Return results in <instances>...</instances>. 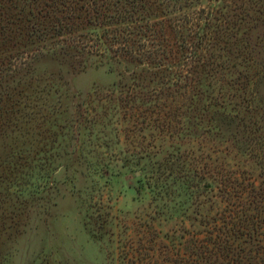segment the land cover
<instances>
[{"label": "trees", "instance_id": "16d2710c", "mask_svg": "<svg viewBox=\"0 0 264 264\" xmlns=\"http://www.w3.org/2000/svg\"><path fill=\"white\" fill-rule=\"evenodd\" d=\"M47 56L75 71L91 64L124 70L110 97L91 104L95 89L70 106L71 143L59 159L80 162L75 131L103 99L133 110L135 136L147 130L190 144L210 134L252 158L258 184L192 155L140 169L153 193L172 194L175 187L221 199L202 224L196 264H264V0H0V141L17 148L3 162L34 159L42 143L54 111L51 86L37 71ZM7 179H0L1 189ZM22 211L25 226L29 210ZM4 218L0 238L13 227Z\"/></svg>", "mask_w": 264, "mask_h": 264}, {"label": "rangeland", "instance_id": "374dc122", "mask_svg": "<svg viewBox=\"0 0 264 264\" xmlns=\"http://www.w3.org/2000/svg\"><path fill=\"white\" fill-rule=\"evenodd\" d=\"M37 69L42 84L51 86L48 102L54 111L48 108L53 115L38 137L42 143L34 149V159L3 162L17 148L0 141V179L8 177L0 188V216L5 226H13L0 238V264H187V259L196 264L202 224L222 206L221 199L216 192L192 196L175 187L172 194L153 193L141 166H165L167 158L192 155L211 169L221 166L258 184L255 161L215 135L190 144L155 138L147 130L135 136L133 110L113 108L104 99L85 115L80 134L75 131L82 146L80 162L69 155L59 159L71 143L70 106L80 97L88 100L84 95L95 89L94 100L110 97L124 70L91 64L75 71L50 56L43 57ZM93 118L99 124L92 123ZM52 168L49 182L45 174ZM30 182H38V187L30 189ZM23 209L29 210L25 226L19 217Z\"/></svg>", "mask_w": 264, "mask_h": 264}]
</instances>
